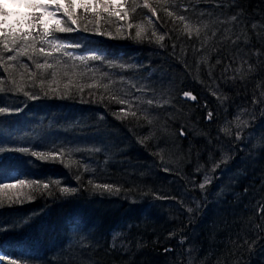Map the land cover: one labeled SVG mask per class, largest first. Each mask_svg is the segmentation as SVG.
Masks as SVG:
<instances>
[{"label":"trees","instance_id":"16d2710c","mask_svg":"<svg viewBox=\"0 0 264 264\" xmlns=\"http://www.w3.org/2000/svg\"><path fill=\"white\" fill-rule=\"evenodd\" d=\"M144 3L0 38V264H264V0Z\"/></svg>","mask_w":264,"mask_h":264},{"label":"snow or ice","instance_id":"6c2138e0","mask_svg":"<svg viewBox=\"0 0 264 264\" xmlns=\"http://www.w3.org/2000/svg\"><path fill=\"white\" fill-rule=\"evenodd\" d=\"M127 2V0H0V38L4 40H8L10 37V43L13 45L11 49L8 47V43L4 44L5 51H13L17 52L18 55L24 56L28 55V50L31 49L33 54L35 55H51V53H46L44 47H40L38 50L36 48L37 37H39V43L41 45L48 44L51 45L52 48L59 52L65 45L59 43V39L53 38L54 33H69L79 30L78 20L76 18V10L82 9L85 13L91 12L99 18L100 11H104L108 13L110 16L114 15L118 17L119 20L123 21L128 16L127 11H123V5ZM168 0H157V3H167ZM132 3H135V0H132ZM9 4L13 6V8H9ZM23 7L27 9V11H18L19 8ZM55 8L56 11H51V8ZM143 7L148 8V0H145ZM15 9V10H14ZM152 16L157 15V11L155 8H150ZM168 12L169 16H172L173 13L168 11L167 8L164 9ZM135 11V9H133ZM57 12L62 13L64 17L67 18V21H70L71 25H76L77 27H71L66 24L65 21H62L58 16ZM14 18V19H13ZM180 20H185L184 16L178 17ZM64 25V26H62ZM129 27H132L129 24ZM7 29V31L5 30ZM42 30V34L41 31ZM84 31H87V27L85 26ZM140 29L137 31V36L141 35ZM185 31H189L188 26H185ZM198 31V30H197ZM36 33L33 35V33ZM104 35L105 33H100ZM155 35V33L153 34ZM165 36L161 35L157 39V43L163 41ZM66 55L71 56V53H65ZM32 57L30 56L29 59ZM16 59V56L9 55L7 57V61H13ZM81 59H84L81 57ZM88 59L97 60L100 57L96 56L93 53ZM2 62V61H0ZM12 67L9 63L5 67V71L8 68ZM23 67H27L23 65ZM37 68L43 67V65L37 64ZM48 67H52V65H48ZM14 82V81H13ZM28 95V93H25ZM184 97H191V99L195 100L194 96H191L190 92H184ZM32 99H38L37 96H32ZM121 104H124L125 101L121 100ZM149 104H152V101H148ZM7 112V109L4 107H0V113ZM135 115V113H132ZM208 118H212V113L208 114ZM239 138V137H238ZM3 151V149H0ZM19 151L27 152L28 149H19ZM33 156H38L41 159H49L55 157V153L45 154V153H37L32 152ZM219 167V165H217ZM215 171V169H213ZM36 185H39V181L34 182ZM210 183V180H205L204 183H201L199 187L201 189L205 188V185ZM16 184L24 185L25 181L16 180ZM16 184H3L0 183V189L5 188H14ZM49 187L48 184H44V188L47 189ZM97 187H102L105 190H111V185H98ZM63 193H72L75 192V188L64 187L60 189ZM11 199V197H9ZM31 199V197H29ZM189 212H192L193 209L189 208Z\"/></svg>","mask_w":264,"mask_h":264},{"label":"rangeland","instance_id":"374dc122","mask_svg":"<svg viewBox=\"0 0 264 264\" xmlns=\"http://www.w3.org/2000/svg\"><path fill=\"white\" fill-rule=\"evenodd\" d=\"M9 8H13V6L11 4H9L8 6ZM21 8L18 9V11H20ZM15 10V9H14ZM14 19V18H13Z\"/></svg>","mask_w":264,"mask_h":264}]
</instances>
